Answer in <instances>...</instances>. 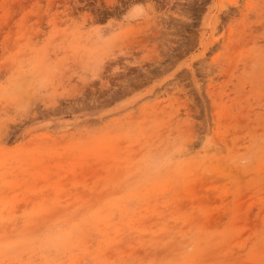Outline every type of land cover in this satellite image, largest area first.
<instances>
[{"label":"rangeland","instance_id":"rangeland-1","mask_svg":"<svg viewBox=\"0 0 264 264\" xmlns=\"http://www.w3.org/2000/svg\"><path fill=\"white\" fill-rule=\"evenodd\" d=\"M0 264H264V0H0Z\"/></svg>","mask_w":264,"mask_h":264}]
</instances>
